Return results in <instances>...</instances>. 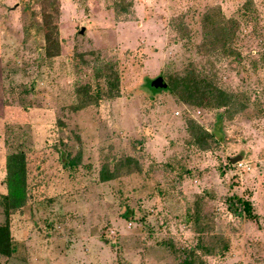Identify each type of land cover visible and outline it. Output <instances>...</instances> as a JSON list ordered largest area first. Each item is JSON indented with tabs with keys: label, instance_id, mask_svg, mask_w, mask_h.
Here are the masks:
<instances>
[{
	"label": "rangeland",
	"instance_id": "obj_1",
	"mask_svg": "<svg viewBox=\"0 0 264 264\" xmlns=\"http://www.w3.org/2000/svg\"><path fill=\"white\" fill-rule=\"evenodd\" d=\"M206 17L234 29L240 58L204 46ZM190 68L240 99L221 123L225 108L151 90ZM189 120L218 143L193 145ZM19 151L23 184L7 168ZM2 195L17 251L0 264H178L187 251L264 264V0H0ZM217 236L223 255L198 249Z\"/></svg>",
	"mask_w": 264,
	"mask_h": 264
},
{
	"label": "trees",
	"instance_id": "obj_2",
	"mask_svg": "<svg viewBox=\"0 0 264 264\" xmlns=\"http://www.w3.org/2000/svg\"><path fill=\"white\" fill-rule=\"evenodd\" d=\"M220 14V10H218L217 15ZM227 24V21L216 22L208 17L204 18L203 30L204 35L206 36L204 39L211 41L214 40L212 42V47L206 43H204V46L208 47L210 51H217L220 49L221 52H224L226 55H233L240 58V53L233 49V38L235 36L234 29L227 28ZM45 41L47 57L54 56L55 53H53V51L59 50V44L56 41L53 45L47 38H45ZM56 54L58 53L56 52ZM110 70L111 74H108L107 78L110 87H113L112 78L115 77L116 81L117 75L112 71V69ZM163 81L166 84V87L163 90L176 93L178 95V98L186 104H191L194 107H197L198 103L196 102H198V100H202V106L214 109L225 108L224 113L217 112L215 114L216 123H221L224 115H227V113L230 112L229 110L231 109V107L240 102V99L237 98L234 94L219 90L214 87L211 82L206 81V79L203 78L195 68L187 69L182 73H176L174 76H169L166 81L163 79ZM151 90L158 92L154 88H152ZM94 102V99L91 101L81 100V107H86L89 104H94ZM187 123L192 144L197 146L199 149L205 150L208 149L212 144L218 143V139L216 138L215 133H208L202 127L198 126L193 120H189ZM24 160L25 154L22 151H19L9 155L7 163L8 174L10 178H12L14 175H17L20 178L22 184L24 183L26 169ZM230 160L231 159H229V162ZM72 167L73 166H71L70 168ZM113 169H118V165L116 163L113 165ZM114 174V171L110 169L109 165H104L100 170V180L107 181L109 179H112L114 177ZM20 201L19 203L22 204V202ZM15 203L16 201H13V203L11 202L9 196H0V206L3 207L5 214V221L0 225V257L11 258L17 251L16 243L11 236L9 224L10 207H13ZM229 204L232 215L242 216V214H245L248 217L252 216V214H250L252 209V205L250 202L240 198H237L235 200L234 198H230ZM197 207L198 202L195 203V208ZM202 243L203 242L200 241L198 249H202L206 254H210L215 251L219 255H223L228 250V243L222 236L214 237V239H212V241L206 246ZM179 255L180 256L177 257L178 264H203V262L199 261L196 258L195 251H187Z\"/></svg>",
	"mask_w": 264,
	"mask_h": 264
},
{
	"label": "water",
	"instance_id": "obj_3",
	"mask_svg": "<svg viewBox=\"0 0 264 264\" xmlns=\"http://www.w3.org/2000/svg\"><path fill=\"white\" fill-rule=\"evenodd\" d=\"M150 86H151L152 88L156 89L157 91H161V90H163V89L166 87V84H165V82L163 81V79H161V78H157V79H155V80H153V81L151 82ZM241 159H242L241 156H236V157H234V158H232V159L230 160V163H231V164H235V163H237L238 161H240Z\"/></svg>",
	"mask_w": 264,
	"mask_h": 264
}]
</instances>
